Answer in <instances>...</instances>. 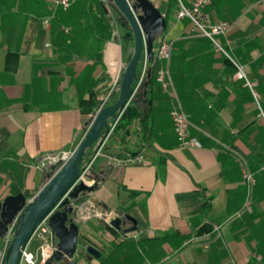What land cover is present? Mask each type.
Returning <instances> with one entry per match:
<instances>
[{
    "label": "crops",
    "instance_id": "crops-1",
    "mask_svg": "<svg viewBox=\"0 0 264 264\" xmlns=\"http://www.w3.org/2000/svg\"><path fill=\"white\" fill-rule=\"evenodd\" d=\"M49 1L0 0V202L17 193L32 199L47 179L40 158L79 145L133 44L120 34L119 24L127 23L110 0H73L45 26ZM150 1L167 19L153 48L164 37L171 57L156 60V78L146 75L87 174L94 189L80 208L70 264H264V123L249 89L233 77L236 61L257 83L264 109V0H211L201 8L207 24L232 23L215 37L227 54L189 19L177 18V0ZM160 68H167L200 147L178 146L174 101L157 79ZM244 166L256 181L249 209L228 222L246 201ZM120 214L135 220V230H124L134 225L129 221L122 230L110 225ZM5 238L0 232V256ZM43 240L31 250L27 243L37 260ZM87 245L100 256L82 252Z\"/></svg>",
    "mask_w": 264,
    "mask_h": 264
},
{
    "label": "water",
    "instance_id": "water-1",
    "mask_svg": "<svg viewBox=\"0 0 264 264\" xmlns=\"http://www.w3.org/2000/svg\"><path fill=\"white\" fill-rule=\"evenodd\" d=\"M110 1L127 23L128 32L124 37L129 42H133L127 63L121 74L117 98L98 111L83 140L58 171H56L57 165L46 167L47 179L32 199L27 200L23 194L17 193L5 197L0 202V232L7 233L8 225L17 216L3 264H18L20 251L31 239L36 223L63 196L57 209L48 218L54 250L43 264H70L78 253L80 208L84 198L89 196L94 189L93 185H87L82 180L76 181L81 170L83 154L88 147L106 133L109 120L116 116V111L124 105L129 97L143 41L146 43L151 61L155 40L166 28L164 16L150 0ZM126 221L134 225L124 230L127 232L135 230V220L129 214L117 215L110 221V225L122 230ZM81 251L90 256H100L99 251L90 245L85 246Z\"/></svg>",
    "mask_w": 264,
    "mask_h": 264
},
{
    "label": "built area",
    "instance_id": "built-area-1",
    "mask_svg": "<svg viewBox=\"0 0 264 264\" xmlns=\"http://www.w3.org/2000/svg\"><path fill=\"white\" fill-rule=\"evenodd\" d=\"M102 1L104 3H107V0H102ZM72 2L73 0H50L49 6H48L50 14L46 15L43 18L42 20L43 24L45 26H49L50 20L53 17L55 10L58 8L67 9L71 5ZM210 2L211 0H193L191 4L187 6L182 2V0H177L176 16L179 19H183V18L189 19L192 25L198 29L201 35L209 38L215 44V46L217 47L219 51H221L224 54H227L226 50L216 41L215 37L218 34L226 32L231 27L232 23H229L226 21H218L213 24H207L203 22L200 16L201 8L209 4ZM112 22L115 24L114 20ZM171 49H172L171 42L168 41L164 37H160L158 39L156 47L153 48V58L155 60L165 61L168 63L171 57ZM233 64L235 67V72L233 74V77L235 79L242 80L244 85L249 89V92L255 104L257 105V108L259 109L258 116L264 122V111L261 108V105L259 102L261 95L257 90V83L249 79V77L247 76L245 72L244 66L242 64L236 61H233ZM149 65H150V62H149V56L147 53L146 43L145 41H143V47L140 53V57L138 59V67L136 70V76L132 83L131 93L129 97L127 98L126 102L124 103V105L116 111V116L109 120L108 130L106 131L105 134H103L97 140L96 149L92 157L86 163L81 165V170H80L79 176L76 181H80V180L84 182L87 181V174L90 171L94 161L96 160L98 156L102 154V150L108 138L110 137V135L116 128L119 121L124 116L126 110L133 102L137 93L139 92L146 78V75L148 73ZM120 79H121V71H118L112 77L111 84L109 88L106 90V92L104 93V95L101 97L98 106L90 114V120L86 128L85 135L88 132L90 125L92 123V120L95 117V115L98 113V111L104 106H106L111 96H113L115 93H118ZM157 79L161 82L164 88H167L168 86L170 88V93L174 101V106L170 112V115H171V119H172L173 126H174V132L176 134V138L178 141V146L181 148L200 147V143L194 137H191L189 135V129L192 126V123L189 120L188 114L182 108L179 102L178 96L176 94V91L172 87L169 81V74H168L167 68L158 69ZM73 151L74 150L46 153L40 158V161L38 162L37 166L42 168V167L57 165L56 171H58L66 163V161L70 158ZM261 170H264V166L261 167ZM242 176H243V181L247 187L246 201L240 209H238L232 215L227 217L226 221L228 222L232 220L233 218L240 216L243 212L249 209V200L251 198V193H252V190H253V187L256 181H255L254 173L251 172L247 166L243 167ZM63 197L50 209V211L41 220H39L36 223L35 228L33 230L32 236H36V237L44 239L43 243L40 244L39 246V248L41 249V255H42L41 260H37L36 255L27 249V244H26V246L22 248L20 251L18 264H43V262L50 256V254L54 250V245L52 243L49 244L47 241V235H50V236L52 235L51 229L48 225V218L57 209V206L60 203V201L63 199ZM16 220H17V216H15L12 222L8 225V230H7L6 238H5L7 245L10 242V239L12 238V233L16 225ZM226 221H224V223ZM224 223H222L221 225H216L215 229L216 230L220 229L224 225ZM203 247H207L206 242L203 243ZM4 256H5L4 253L0 256V264H3Z\"/></svg>",
    "mask_w": 264,
    "mask_h": 264
},
{
    "label": "rangeland",
    "instance_id": "rangeland-1",
    "mask_svg": "<svg viewBox=\"0 0 264 264\" xmlns=\"http://www.w3.org/2000/svg\"><path fill=\"white\" fill-rule=\"evenodd\" d=\"M127 29H128L127 26L122 25V24H119V31H120V34L122 35L123 39H125V40H126V37H124V35H125ZM123 43H124V42H123ZM124 46H125V43H124ZM259 102H260V105H261V98H260ZM255 105H256V104H255ZM256 107H257V105H256ZM261 108H262V106H261ZM257 109H258V108H257ZM262 109H263V108H262ZM258 111H259V109H258ZM263 111H264V109H263ZM262 122H263V121H262ZM263 123H264V122H263ZM30 241H31V242H30ZM30 241H29L30 244H29V247H28V248L31 250L32 247L35 246V244H36V242H37V237H36V236H32L31 239H30Z\"/></svg>",
    "mask_w": 264,
    "mask_h": 264
},
{
    "label": "trees",
    "instance_id": "trees-1",
    "mask_svg": "<svg viewBox=\"0 0 264 264\" xmlns=\"http://www.w3.org/2000/svg\"><path fill=\"white\" fill-rule=\"evenodd\" d=\"M165 20H167V19L165 18ZM166 22H167V21H166ZM149 62H150V65H151V69H150V65H149V71H148L147 76L149 77V79L152 80L153 78H156V77H155V74H154V64L156 63V60L153 58L151 61L149 60ZM137 67H138V63H137L136 68H137ZM146 78H147V77H146ZM92 98H93V97H91L90 101L93 100ZM96 103H98V100H97V101H92V102L90 103V108H91V109L94 108ZM81 105H82V101H81ZM8 246H9V243H8V245H7V248H8Z\"/></svg>",
    "mask_w": 264,
    "mask_h": 264
}]
</instances>
